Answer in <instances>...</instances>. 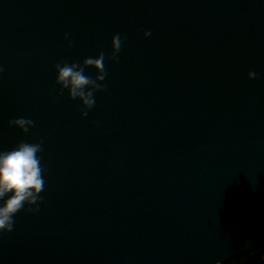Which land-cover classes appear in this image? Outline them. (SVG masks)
Segmentation results:
<instances>
[{"label":"water","instance_id":"obj_1","mask_svg":"<svg viewBox=\"0 0 264 264\" xmlns=\"http://www.w3.org/2000/svg\"><path fill=\"white\" fill-rule=\"evenodd\" d=\"M116 33L119 63L105 60L106 90L81 117L53 66L109 54ZM0 68V151L42 140L45 170L39 211L16 214L0 264H216L264 249V0H0ZM19 117L35 126L10 127Z\"/></svg>","mask_w":264,"mask_h":264},{"label":"clouds","instance_id":"obj_2","mask_svg":"<svg viewBox=\"0 0 264 264\" xmlns=\"http://www.w3.org/2000/svg\"><path fill=\"white\" fill-rule=\"evenodd\" d=\"M143 35L150 36L151 30L145 31ZM69 36L70 33H65L63 38L68 40ZM123 42L121 34L116 33L111 37L109 54L100 51L95 57H87L82 62L61 61L53 66L54 83L59 85L58 94L66 91L68 99L78 100L81 117L87 116L88 111L95 106V94L106 90V85L101 83L107 76L105 60L119 63ZM67 46H72L70 40ZM88 68L95 70L94 77L86 74ZM2 71L3 68H0ZM247 75L249 79L257 77L255 71ZM8 124L22 133H28L35 126V121L19 117L9 120ZM42 143V140L36 143L20 142L12 150L0 151V236L13 231L14 217L21 210L30 213L39 211L38 205L43 200L40 193L45 189V170L38 155L42 151ZM216 264L221 262L217 261Z\"/></svg>","mask_w":264,"mask_h":264},{"label":"trees","instance_id":"obj_3","mask_svg":"<svg viewBox=\"0 0 264 264\" xmlns=\"http://www.w3.org/2000/svg\"><path fill=\"white\" fill-rule=\"evenodd\" d=\"M221 264H264V249L231 256Z\"/></svg>","mask_w":264,"mask_h":264}]
</instances>
